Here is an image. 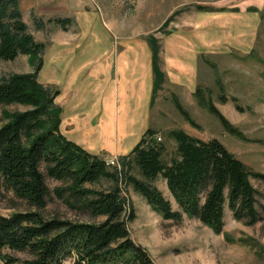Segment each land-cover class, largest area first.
<instances>
[{"label":"trees","instance_id":"trees-1","mask_svg":"<svg viewBox=\"0 0 264 264\" xmlns=\"http://www.w3.org/2000/svg\"><path fill=\"white\" fill-rule=\"evenodd\" d=\"M54 21L63 29L72 22ZM33 22L37 30L44 28L43 19L34 17ZM44 51L45 44L36 42L22 21L19 0H0V61L30 55L34 63L31 73L0 77V199L11 195L35 209L0 215V264H155L128 230V222L135 220L123 193L128 187L162 219L181 222L184 215L215 235L223 234L226 209L246 226L264 219V204L258 209L259 193L251 183L252 179L264 183V174L251 170L216 139L204 141L175 129L162 140L148 128L132 151L117 159L118 166L68 141L59 130L62 111L55 103L59 90L37 80ZM193 96L228 134L244 139L200 87ZM218 101L225 104L227 98L221 94ZM232 101L237 111H244L235 98ZM9 106L24 110L5 109ZM174 106L189 126L198 128L177 100ZM168 140L175 144L174 155L164 160ZM46 177L62 184L53 192L68 208L103 220L45 218L41 210L51 197ZM160 178L179 211L172 210L155 186ZM102 181L109 186L87 187Z\"/></svg>","mask_w":264,"mask_h":264},{"label":"rangeland","instance_id":"rangeland-1","mask_svg":"<svg viewBox=\"0 0 264 264\" xmlns=\"http://www.w3.org/2000/svg\"><path fill=\"white\" fill-rule=\"evenodd\" d=\"M242 1L247 0H89L87 12L103 22L108 34L115 39L129 35L138 38L155 35L160 38L167 23L175 22L174 25L185 26L197 22V7L226 10ZM56 16L59 15L44 17L42 30H37L30 18L27 20L29 33L36 42L44 43L45 49L54 37L55 25L52 21L57 19ZM201 18L205 16L201 15L200 21ZM211 34L213 37L219 36L216 31ZM33 64L30 55H21L14 61H0V77L31 73ZM197 65L196 86L204 91L205 97L229 124L241 132L244 139L228 134L218 120L199 105L186 87H170L154 98L150 127L157 131L162 140L168 131L175 129L204 141L216 139L251 170L264 174V6L258 32L249 52L229 48L225 53L218 52L205 60H199ZM221 94L226 96L227 103L221 104L218 101ZM232 98L237 100L243 112L236 110ZM175 100L188 112L198 126L197 129L189 126L176 110ZM5 109L24 110L20 106ZM166 146L163 158L169 160L174 155L175 144L168 140ZM104 159L108 163L117 161L116 156H104ZM134 175L137 176V173L134 172ZM45 181L51 193L48 205L41 210L45 218L59 217L91 223L103 220L68 208L53 192L62 184L48 177ZM251 183L259 193L257 206L260 209L264 204V183L256 179H252ZM107 186L109 183L106 181L87 185L96 190ZM155 186L170 202L172 210L179 211L165 181L160 178ZM123 193L135 213V220L127 224L131 238L148 252L155 264H264V219L253 226H246L235 221L226 209L223 234L215 235L198 220L184 215L181 222L162 219L151 211L146 201L131 187ZM33 210L11 195L0 199V215ZM226 235L229 240L225 238ZM14 256L20 259L24 257L20 253Z\"/></svg>","mask_w":264,"mask_h":264},{"label":"crops","instance_id":"crops-1","mask_svg":"<svg viewBox=\"0 0 264 264\" xmlns=\"http://www.w3.org/2000/svg\"><path fill=\"white\" fill-rule=\"evenodd\" d=\"M89 5V0H19L27 27L28 18L32 22L34 17L59 15L57 19L72 21L65 29L52 21L54 37L37 76L38 82L60 92L55 99L62 111L60 133L91 155L118 159L151 128L157 95L170 87L195 92L199 60L229 48L251 50L264 0L242 1L226 10H196L197 22L167 23L160 38L115 39L103 22L88 15ZM201 15L205 18L200 21ZM215 31L216 38L211 34Z\"/></svg>","mask_w":264,"mask_h":264},{"label":"built area","instance_id":"built-area-1","mask_svg":"<svg viewBox=\"0 0 264 264\" xmlns=\"http://www.w3.org/2000/svg\"><path fill=\"white\" fill-rule=\"evenodd\" d=\"M107 164L108 165H111V166H114V165H117L118 166V164H117V161L115 160V161H111L110 163H108L107 162Z\"/></svg>","mask_w":264,"mask_h":264}]
</instances>
